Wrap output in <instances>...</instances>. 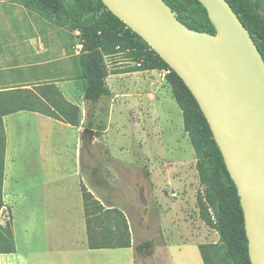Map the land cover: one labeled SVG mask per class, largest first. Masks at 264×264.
<instances>
[{"label": "rangeland", "instance_id": "rangeland-1", "mask_svg": "<svg viewBox=\"0 0 264 264\" xmlns=\"http://www.w3.org/2000/svg\"><path fill=\"white\" fill-rule=\"evenodd\" d=\"M64 2L73 7V0ZM35 31L63 33L70 43V73L54 79V69L64 65V60L57 56L58 61L41 66L48 74L32 82L34 86L5 87L0 92L9 97L17 91V106L26 100L32 102L36 111L64 116L70 105H79L68 100L56 82L74 83L76 101L84 91L79 62L80 30L47 19L26 6L24 0H0V33ZM130 54V49H119L107 56L111 94L101 105L107 109L106 128L94 132L96 139L87 133L84 143L87 161L94 159L102 167L103 182L97 184L100 201L106 208L116 207L124 212L131 241L135 242L133 245H142L140 258L148 264H204L199 244L219 245L218 260L225 264L219 233L200 215L197 194L203 187L196 151L173 95L170 73L159 74L161 68L131 70L138 65ZM80 109L82 120L85 106ZM15 138L12 135L8 144V166L30 158L31 152L19 148ZM158 146L161 151L155 150ZM167 162L171 164L168 166ZM8 211L3 207L0 212L3 224L9 220Z\"/></svg>", "mask_w": 264, "mask_h": 264}, {"label": "trees", "instance_id": "trees-1", "mask_svg": "<svg viewBox=\"0 0 264 264\" xmlns=\"http://www.w3.org/2000/svg\"><path fill=\"white\" fill-rule=\"evenodd\" d=\"M178 19L188 27L217 35V29L206 8L199 0H165ZM238 13L264 57V0H228ZM47 19L57 24H71L81 34L79 62L84 80L86 104L85 129L105 130L107 109L101 106L111 94L107 83L109 75L107 56L119 49H130V56L141 63L131 70L170 68L168 75L173 95L183 112L184 127L195 148L197 168L203 190L197 194L200 215L220 235V247L225 264H252L249 257L248 238L245 231L244 212L237 187L226 167L222 152L196 98L181 77L135 31L114 15L102 0H73L69 8L64 0H24ZM29 92L28 89H24ZM15 93L9 97L0 92V212L3 199L6 132L3 116L27 109L36 110L26 100L17 106ZM17 96V95H16ZM17 106V107H15ZM81 109L70 105L64 116H55L74 126L81 123ZM87 136V134H86ZM88 244L90 248L131 247L130 229L124 212L116 207L106 208L95 195L82 184ZM219 245L199 244L204 264H220ZM136 261L141 260L142 245H134ZM16 251L13 221L0 222V253Z\"/></svg>", "mask_w": 264, "mask_h": 264}, {"label": "crops", "instance_id": "crops-1", "mask_svg": "<svg viewBox=\"0 0 264 264\" xmlns=\"http://www.w3.org/2000/svg\"><path fill=\"white\" fill-rule=\"evenodd\" d=\"M69 45L59 32L0 33V88L34 86L32 82L48 74L41 66L58 61L57 56L64 65L54 69V79L70 73ZM56 83L68 100L83 110L85 106L79 126L36 110L23 109L3 116V199L13 221L16 251L0 253V264H137L134 245L89 247L81 187L84 184L101 200L97 184L103 182L102 167L84 156L86 134L95 137L97 129L87 132L84 127V91L76 101L74 83ZM12 135L16 136L14 143L31 154L8 166ZM155 150L161 151V147Z\"/></svg>", "mask_w": 264, "mask_h": 264}, {"label": "water", "instance_id": "water-1", "mask_svg": "<svg viewBox=\"0 0 264 264\" xmlns=\"http://www.w3.org/2000/svg\"><path fill=\"white\" fill-rule=\"evenodd\" d=\"M102 1L196 98L237 187L250 260L264 264V57L250 31L228 0H199L225 46L181 22L165 0Z\"/></svg>", "mask_w": 264, "mask_h": 264}, {"label": "bare ground", "instance_id": "bare-ground-1", "mask_svg": "<svg viewBox=\"0 0 264 264\" xmlns=\"http://www.w3.org/2000/svg\"><path fill=\"white\" fill-rule=\"evenodd\" d=\"M213 40H214L215 42H217L218 44L223 45V46H225V45L227 44L225 38H224L222 35H220V34L214 36V37H213Z\"/></svg>", "mask_w": 264, "mask_h": 264}, {"label": "built area", "instance_id": "built-area-1", "mask_svg": "<svg viewBox=\"0 0 264 264\" xmlns=\"http://www.w3.org/2000/svg\"><path fill=\"white\" fill-rule=\"evenodd\" d=\"M140 64H141V63H139V62L137 63L138 66H140ZM170 72H171V69H170V68H166V69H161V70L159 71V74L165 76L166 74H168V73H170Z\"/></svg>", "mask_w": 264, "mask_h": 264}]
</instances>
